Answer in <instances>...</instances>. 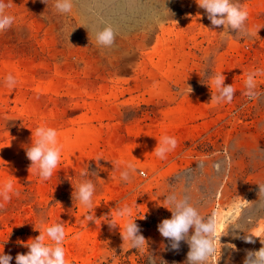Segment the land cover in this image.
Wrapping results in <instances>:
<instances>
[{"label":"rangeland","instance_id":"1","mask_svg":"<svg viewBox=\"0 0 264 264\" xmlns=\"http://www.w3.org/2000/svg\"><path fill=\"white\" fill-rule=\"evenodd\" d=\"M164 2L73 0L60 13L55 0H4L14 23L0 32V184L10 181L13 190L0 199V253L13 257L10 264L56 223L65 230L66 264H148L153 257L184 264L189 245L170 250L157 227L171 218V194L216 221L221 244L211 264H243L246 250L264 247V0H239L253 33L246 38L212 26L196 0H166L171 16ZM105 26L116 33L107 48L96 42ZM253 70L262 74L249 97ZM218 73L235 89L231 102L211 100ZM9 74L13 87L5 84ZM39 126L56 130L61 149L47 180L26 156ZM163 136L177 146L160 158L154 150ZM128 163L137 171L124 181ZM88 179L91 209L75 199ZM124 205L131 217L116 215ZM129 220L145 237L139 249L122 239ZM248 234L254 243L245 242ZM44 242L52 243L46 234Z\"/></svg>","mask_w":264,"mask_h":264},{"label":"clouds","instance_id":"2","mask_svg":"<svg viewBox=\"0 0 264 264\" xmlns=\"http://www.w3.org/2000/svg\"><path fill=\"white\" fill-rule=\"evenodd\" d=\"M198 6L205 10L207 18L214 27L223 26V33L229 34L234 30L241 38H246L253 35L247 28L246 22L248 19L247 9L239 3V0H196ZM47 5V0H43ZM168 10L170 16L172 13ZM12 5L4 3L0 0V32L7 30L14 23V17L6 15L5 10ZM54 7L60 13H68L72 10L73 0H55ZM166 19V17H162ZM259 30V29H258ZM258 30L255 34L258 33ZM116 38V33L111 26H105L96 32V42L102 47H111ZM260 70H253L247 73L245 86L247 89L246 95L254 97L257 95L255 77L261 75ZM212 84L217 90V95L212 96L211 100L215 103L231 102L235 89L232 85L225 84V76L218 73L211 78ZM5 84L8 87H13L16 84L15 78L9 74L5 78ZM189 93L192 91L188 86ZM32 142L26 147V156L31 161L30 168L37 167L39 176L47 180L51 178L53 171L57 168L60 162V147H57V132L50 127L39 126L35 132H32ZM177 146V141L173 137L163 136L155 148V153L158 157L164 158L165 154L174 150ZM101 158H97V162ZM220 165H216L219 171ZM137 169L131 163L125 165L121 171V179L128 181L130 174L136 172ZM143 174V173H141ZM82 176H89L88 169L81 173ZM95 176L96 173H91ZM259 185V194H264V183ZM13 190V184L9 181L0 184V199L3 201L10 200V193ZM95 191V186L90 179L79 183L75 189V199L82 205L91 209L92 196ZM168 205L166 207L171 213L170 219H163L158 224V231L163 238L169 242L170 250L179 251L181 242H186L189 245V251L184 264H211V258L217 254V243H220V237L216 236V221L214 219H204L200 216L196 207H194L187 197L177 198L171 194L165 197ZM3 204H0V208ZM116 215L119 217H131L132 209L128 205L116 208ZM95 217L88 215L87 220L93 221ZM135 220H129L124 226L123 231L120 230L123 241H128L130 249L141 248L146 240L141 234V230ZM110 229H115V222H108ZM44 233L49 237L52 243L44 242L45 234L40 235L27 243L29 251L26 254L18 253L15 256L16 264H66L65 251L62 243L65 238V230L62 224L56 223L44 229ZM253 235L248 234L243 237L245 242L254 243ZM259 237V236H255ZM260 238V237H259ZM260 242L264 245V239L260 238ZM221 244V243H220ZM229 248H234V245H227ZM221 250V249H220ZM219 250V251H220ZM221 255V251H220ZM13 257L8 254L0 253V264H10ZM163 260V259H162ZM148 264H156L153 258L149 259ZM243 264H264V247L259 250H246V256Z\"/></svg>","mask_w":264,"mask_h":264},{"label":"built area","instance_id":"3","mask_svg":"<svg viewBox=\"0 0 264 264\" xmlns=\"http://www.w3.org/2000/svg\"><path fill=\"white\" fill-rule=\"evenodd\" d=\"M141 173H143L142 176H146V172L145 171H141Z\"/></svg>","mask_w":264,"mask_h":264}]
</instances>
